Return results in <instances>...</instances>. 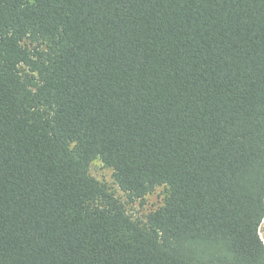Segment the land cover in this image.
Masks as SVG:
<instances>
[{
  "label": "trees",
  "instance_id": "trees-1",
  "mask_svg": "<svg viewBox=\"0 0 264 264\" xmlns=\"http://www.w3.org/2000/svg\"><path fill=\"white\" fill-rule=\"evenodd\" d=\"M0 264H264V0H0Z\"/></svg>",
  "mask_w": 264,
  "mask_h": 264
},
{
  "label": "rangeland",
  "instance_id": "rangeland-1",
  "mask_svg": "<svg viewBox=\"0 0 264 264\" xmlns=\"http://www.w3.org/2000/svg\"><path fill=\"white\" fill-rule=\"evenodd\" d=\"M90 173L99 182L106 183L111 187L115 196L125 204L128 214L135 219H145L150 212L163 204L165 197L168 195V190L165 187H158L152 194L147 195L142 200H136L131 203L114 183L112 169L105 167L99 160H94L90 164Z\"/></svg>",
  "mask_w": 264,
  "mask_h": 264
}]
</instances>
